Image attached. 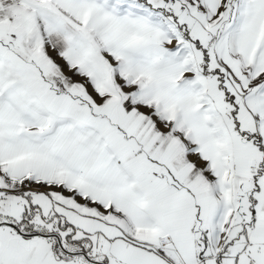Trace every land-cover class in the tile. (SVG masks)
<instances>
[{"label": "snow or ice", "instance_id": "obj_1", "mask_svg": "<svg viewBox=\"0 0 264 264\" xmlns=\"http://www.w3.org/2000/svg\"><path fill=\"white\" fill-rule=\"evenodd\" d=\"M0 264H264V0H0Z\"/></svg>", "mask_w": 264, "mask_h": 264}]
</instances>
